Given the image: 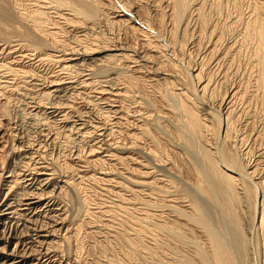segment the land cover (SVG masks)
<instances>
[{
  "label": "bare ground",
  "instance_id": "bare-ground-1",
  "mask_svg": "<svg viewBox=\"0 0 264 264\" xmlns=\"http://www.w3.org/2000/svg\"><path fill=\"white\" fill-rule=\"evenodd\" d=\"M111 1L0 0V264H81L70 241L117 239L116 211L157 216L163 264H264V0L209 1L218 22L207 0Z\"/></svg>",
  "mask_w": 264,
  "mask_h": 264
},
{
  "label": "rangeland",
  "instance_id": "rangeland-1",
  "mask_svg": "<svg viewBox=\"0 0 264 264\" xmlns=\"http://www.w3.org/2000/svg\"><path fill=\"white\" fill-rule=\"evenodd\" d=\"M117 1V0H112L111 2H113L114 4H115V2ZM121 2L123 1V3H125V0H120ZM188 1V0H187ZM196 1V2H195ZM211 2V1H214V0H207V2ZM222 2H221V9H220V13H221V15H220V17H222V15H224V14H228V12L229 13H232V14H234V13H236V11H237V9L239 10H242L241 12L243 13V12H246V8H247V6L249 5L248 3H251V2H254L255 0H249V2H247V0H237V1H235V0H232L231 2L233 3H228V1L229 0H221ZM241 2V4H240V2ZM256 1H259V0H256ZM261 1V0H260ZM259 1V2H260ZM119 2V0L116 2L117 3V5H119V6H121L120 5V3H118ZM188 2H190L189 4H191V8L194 10L195 9V7H193L192 5H194L195 3H199V2H201V0H189ZM206 2V3H207ZM209 2V4H205V12H206V10H207V12L208 13H210L209 15H210V17L212 16V19H214V18H217V19H214V20H216L217 22L219 21L218 20V18L220 19V17L219 16H216V13H215V11L213 12L212 10L213 9H211L210 7H208L211 3ZM224 2H225V4H227L228 3V5L230 4L232 7H230V5H229V7L227 6V5H225L224 4ZM227 2V3H226ZM237 2H239V4L237 3ZM202 3V2H201ZM234 3H235V5H236V7L237 8H235V5H234ZM237 3V4H236ZM248 4L247 6H246V4ZM116 5V4H115ZM116 5V6H117ZM208 5V6H207ZM222 5H224V7L222 6ZM238 5H240V6H238ZM227 8H226V7ZM233 6H234V8H233ZM242 6V8H240ZM222 7L223 8H225L226 10H227V12H226V10H224V9H222ZM234 10H233V9ZM159 9V8H158ZM211 9V10H210ZM224 12V14L222 13V11ZM234 11V13H233V11ZM236 10V11H235ZM160 11V10H159ZM159 11H155V13H150L152 16L151 17H153L152 19L157 23V24H159V22L157 21V19H158V17L161 15V11L159 12ZM210 11V12H209ZM212 13V14H211ZM219 14V13H218ZM243 15L245 16V14L243 13ZM194 16V15H193ZM161 17V16H160ZM159 17V18H160ZM192 17V16H191ZM190 18V17H189ZM193 18V17H192ZM192 18L191 19H188V20H190V23H189V31L191 32V34H189L190 32H188L187 33V35L186 36H192V38L190 39V37L188 36V37H185L186 39H184L183 41L184 42H186L187 40H188V38L190 39L189 40V42L191 41V43H193L191 46H193L192 48L191 47H189L188 48V50H190V51H188V54L187 53H185V55H187V56H185L184 57V59L186 58L187 59V57H188V59H189V63H190V67H195V68H198V66H199V63H200V58H201V54L200 53H203L204 51H203V47H200L201 46V44H204L205 42H206V39L202 42L201 40H200V36H198V33H197V29H194V28H196L195 26H194V23L192 22V21H194V19L192 20ZM227 18H228V16H227ZM186 19V20H187ZM185 20V21H186ZM165 21L168 23V20L165 18ZM191 22H192V24H191ZM237 23V24H236ZM236 23H234V26H232V31H234L233 33H235L237 30L238 31H240V26H241V24H240V22H236ZM191 24V25H190ZM238 27H236V26ZM240 25V26H239ZM193 29H192V28ZM156 28H158L157 26H156ZM192 30H191V29ZM235 28H236V30H235ZM120 29L122 30V31H125V26L123 27L122 26V28L120 27ZM171 29V27L169 28V23H168V26H167V30H170ZM181 29H182V27L180 28L179 27V29L177 30V32H176V37H177V41L179 40V38H180V34H181ZM160 30V29H159ZM197 30V31H196ZM193 31V32H192ZM121 34H122V32H120ZM123 34H124V32H123ZM195 34V35H194ZM165 35H167V33H165ZM196 36V37H195ZM194 37V38H193ZM198 37V38H197ZM198 40V42L196 41V39ZM167 39H169V36L168 37H166L165 38V40H167ZM181 39H180V45H181V43L183 42ZM183 44V43H182ZM196 44V45H195ZM195 45V46H194ZM199 45V46H198ZM206 45V44H205ZM202 49V50H201ZM185 52H187V51H185ZM245 53V52H244ZM244 53L242 52L240 55H238L237 57H236V63H240L239 64V66H241L242 64H244V61L243 60H245L244 58H245V56H244ZM242 55V57L240 58L239 56H241ZM191 57V58H190ZM238 58V59H237ZM240 59H241V61H240ZM186 61H188V60H186ZM243 61V62H242ZM242 62V63H241ZM195 65V66H194ZM242 66H244V65H242ZM241 68V67H240ZM145 91V90H144ZM144 91H143V93H144ZM156 134H154L153 133V135L152 136H155ZM156 138H158L157 136H155ZM158 140L160 141V143H161V147L163 148V149H165V151H166V153H168V155H172V153H173V151L167 146V145H165V143H163L164 141L162 140V139H160V138H158ZM162 141V142H161ZM186 158V160H183V159H185ZM190 158L191 159H189V157H182L180 160H178V162H177V164H176V166H175V168H176V170H177V168H178V173H179V176L180 177H176L175 178V182L177 183L175 186L177 187V190H178V188H180L178 191L180 192L181 191V193H183V194H187V193H190V191H193V190H191L192 188H190L189 187V185H193L194 184V182H195V180H194V178H193V176H192V170H191V167H192V163L191 162H193V161H191L192 160V156H190ZM180 164V165H179ZM191 165V166H190ZM129 166H132V168H134V166L133 165H128V167ZM193 168V167H192ZM189 170V171H188ZM188 171V172H187ZM124 175H126V174H124ZM189 175V176H188ZM134 176V175H133ZM132 176V178H137V175H135L134 177ZM176 176H178V174H176ZM191 178V179H190ZM191 180H193V181H191ZM186 181V182H185ZM191 182V183H190ZM188 183V184H187ZM190 183V184H189ZM126 185H128L127 183H126ZM178 185V186H177ZM188 185V186H187ZM128 187H131V186H129L128 185ZM183 190H182V189ZM185 188V189H184ZM187 191V192H185V191ZM84 193H86V191L84 192ZM88 193V192H87ZM193 192H191V194H192ZM93 193H91V195H92ZM97 194V193H96ZM129 193H127L126 192V196L125 197H128V196H130V195H128ZM194 194V193H193ZM98 196L100 195V194H97ZM97 195H96V198L94 197V195H92L91 197L89 196V198H95V200H99V198H102V196L100 197H97ZM199 195H197V199L200 201L203 197H198ZM90 200V199H89ZM88 200V202H90ZM202 203H205V199L203 198L202 199V201H201ZM138 208H140V207H138ZM155 210H153V213H156L157 211H156V209L157 208H154ZM131 212H133V211H131ZM130 211H129V213L127 212V213H123V212H120V211H116V215H114V218L115 219H118L119 221L117 222L114 218H113V220H114V226L117 224V223H119L120 224V221H122L121 223H123V224H120V226H118L119 224H117V227H116V230H118L117 232H118V234L116 233L115 235H117L118 237H120V236H122V239H121V237H120V239H121V241H120V239L117 237V239H116V236H107L108 238H107V240H108V242H107V240L106 239H104V240H99V242L101 243V245L99 244V242H95V241H93V238H88V237H86L85 236V234H84V231H83V229L81 230H79V231H81L80 233H79V231H78V234H77V236H76V238L77 239H74V241H75V245L74 244H72L74 241L72 240V241H70L71 242V244L69 243V250L67 249V251L72 255V256H74L75 258H79L78 260L80 261V263L81 264H115V262H116V264H153V262H154V264L156 263V264H158L159 262V264H161V262H162V264H163V260H162V257H161V253L159 252L160 251V248L158 247V244L157 243H159L160 244V242H161V238L162 237H160V233L159 232H157L154 228H152L153 226H152V224L154 223V222H158V219H157V216H155L154 215V217L152 216V218H149V221L147 220V221H144L145 222V225H144V222H141V224L139 225V223H137L138 224V226H140V227H142V228H145V230L146 231H144V230H141L142 228H140V227H138L137 226V224H136V222L135 221H133L132 219H134L135 220V217H136V212L134 211L133 213H131ZM129 214H131V215H129ZM120 216V217H118V216ZM133 215V216H132ZM116 217H118V218H116ZM156 217V218H155ZM128 221L129 219L130 220H132V222L129 220L128 221V223L126 222V220ZM156 219V220H155ZM152 220V221H151ZM154 220V221H153ZM124 221H125V224H124ZM147 222H149L148 224H147ZM127 223V224H126ZM135 225H133V224ZM149 224H151V228L149 227L148 228V226H149ZM122 225V226H121ZM124 225V226H123ZM130 225V226H129ZM134 226V227H131V226ZM142 225V226H141ZM147 225V226H146ZM125 228V230H122L123 228ZM119 228V229H118ZM122 228V229H121ZM134 228V229H133ZM138 229V230H137ZM147 229H149V230H147ZM152 229V230H151ZM156 231V233H154L155 231ZM121 230V231H120ZM129 230V231H128ZM139 230H141V231H139ZM123 231L124 232H126L125 234L123 233ZM151 231H154V232H152L151 233ZM120 232V233H119ZM136 233V235H134L135 233ZM146 232H147V234H146ZM149 232H150V234L152 235V237H150V235H149ZM123 233V234H122ZM130 233V234H129ZM159 233V234H158ZM84 234V235H83ZM128 234V235H127ZM134 236H133V235ZM137 234H139V235H137ZM124 235H125V237H124ZM144 235V236H143ZM147 235V236H146ZM79 237V238H78ZM115 237V238H114ZM157 239V241H156V239ZM160 239H159V238ZM87 238H88V240H87ZM114 238V239H113ZM125 240H124V239ZM155 240H153V239ZM78 239H79V241H78ZM119 239V240H118ZM122 240L124 241V242H122ZM129 240V241H128ZM90 241V242H89ZM93 243H95V244H93ZM101 241H103V242H105V243H103V242H101ZM111 241V242H110ZM152 241H154V243H152ZM76 242H79V243H77L76 244ZM107 242V243H106ZM128 242V243H127ZM135 244H134V243ZM97 243H98V245H97ZM121 243V244H120ZM127 244V245H126ZM133 244V245H132ZM154 244H156V246H152V245H154ZM77 245V246H76ZM96 245V246H95ZM130 245V246H129ZM149 245V246H148ZM71 246V247H70ZM92 246H94V248L92 247ZM99 246V247H98ZM103 246H104V248H103ZM129 246V247H128ZM137 246H138V248H137ZM79 247V248H78ZM122 247H124V248H122ZM151 247H152V249H151ZM156 247V248H155ZM75 248V249H74ZM76 248H78V249H76ZM100 248V249H99ZM107 248V249H106ZM140 248V249H139ZM144 248H146V249H144ZM80 249V250H79ZM87 249V250H86ZM103 249V251H101ZM144 249V250H143ZM157 249H159V251L158 252H156V250ZM77 250V251H76ZM83 252H82V251ZM95 250V251H94ZM154 251V252H152V251ZM74 251V252H73ZM99 251H101V252H99ZM106 251H109V252H106ZM135 251H137V253L135 252ZM149 251V252H148ZM82 252V253H81ZM103 252V253H102ZM145 252V253H144ZM148 254H147V253ZM101 253V254H100ZM113 253V254H112ZM77 254V255H76ZM132 254H133V256H132ZM142 254V255H141ZM158 254H160V255H158ZM81 257H80V256ZM102 255H104V256H102ZM138 255V256H137ZM146 255V256H145ZM156 255V256H155ZM151 256V257H150ZM104 257H106V259L104 258ZM131 257H132V259H131ZM95 258V259H94ZM128 258H130L129 260H128ZM160 258H161V261H160ZM104 259V260H103ZM113 259V260H112ZM86 260V261H85ZM100 260V261H99ZM111 260V261H110ZM128 260V261H127ZM151 260V261H150ZM158 260H159V262H158Z\"/></svg>",
  "mask_w": 264,
  "mask_h": 264
}]
</instances>
